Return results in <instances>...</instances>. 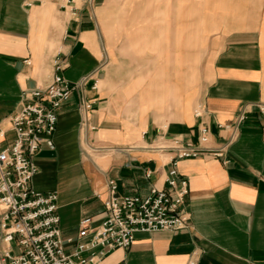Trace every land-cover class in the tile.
<instances>
[{"label": "crops", "instance_id": "crops-1", "mask_svg": "<svg viewBox=\"0 0 264 264\" xmlns=\"http://www.w3.org/2000/svg\"><path fill=\"white\" fill-rule=\"evenodd\" d=\"M118 3L0 0V150L14 136L10 118L23 91L44 87L57 58L60 74L78 85L33 156L31 185L56 192L63 238L85 216L90 229L99 225L109 180L117 195L164 187L174 154L156 146L170 137L198 145L204 125L200 145L223 153L177 159L188 182L186 226L136 232L96 264H264V113L248 105L264 104V0H215L213 13L189 16L182 59L152 55L148 77L117 73L109 37ZM171 31L163 50L174 52ZM241 112L226 144L230 133L219 125Z\"/></svg>", "mask_w": 264, "mask_h": 264}, {"label": "built area", "instance_id": "built-area-1", "mask_svg": "<svg viewBox=\"0 0 264 264\" xmlns=\"http://www.w3.org/2000/svg\"><path fill=\"white\" fill-rule=\"evenodd\" d=\"M86 1L92 5L95 0ZM61 68L56 58L50 81L44 87L23 91L22 102L10 118L14 136L0 150V264H96L110 249L128 247L136 232L183 228L188 219V182L177 170V159L205 152L217 156L223 153L222 149L200 145L207 140L204 125L199 127L198 145L170 137L168 143L156 146L174 154L164 187H151L145 195H117L116 183L109 180L108 194L103 199L105 215L99 225L90 229V217L85 216L79 220L76 235L63 238L56 192L41 193L31 185L37 171L33 156L54 133L57 109L78 85L66 80L60 74ZM248 105L264 113L263 103ZM84 107L90 108V102ZM194 114L199 116L200 110ZM243 118L241 112L232 124L219 125L230 133L226 144L235 137Z\"/></svg>", "mask_w": 264, "mask_h": 264}, {"label": "rangeland", "instance_id": "rangeland-1", "mask_svg": "<svg viewBox=\"0 0 264 264\" xmlns=\"http://www.w3.org/2000/svg\"><path fill=\"white\" fill-rule=\"evenodd\" d=\"M214 1L119 0L115 13L117 18L111 20L113 25L109 37L117 73L148 77L156 69V66L151 65L152 55L159 59V63L168 53L176 60H181L183 23L189 21V16L193 21L194 16L213 13ZM168 28L174 32V52L163 50ZM155 37L158 43L153 40ZM158 70L160 77L163 67L158 66Z\"/></svg>", "mask_w": 264, "mask_h": 264}]
</instances>
